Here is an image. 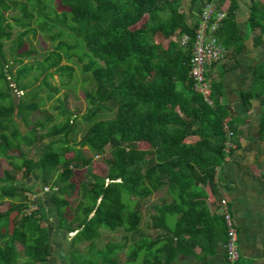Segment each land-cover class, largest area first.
<instances>
[{
	"label": "trees",
	"instance_id": "trees-1",
	"mask_svg": "<svg viewBox=\"0 0 264 264\" xmlns=\"http://www.w3.org/2000/svg\"><path fill=\"white\" fill-rule=\"evenodd\" d=\"M183 1L60 0L65 10L58 12L52 0H0V158L16 171L0 176V264H50L51 236L43 224L42 206L37 202L38 209L27 212L35 185L23 179L34 173L42 191L49 188L59 228L74 233L67 236L70 264H172L178 255L193 252L195 245L185 249V237L197 240L205 226L199 228L211 219L205 189L217 194V174L229 155V132L234 141L237 127L221 101L226 64L217 77L211 70L206 74L213 104L194 91L190 77L202 12L214 0H190L192 22L181 11ZM228 2L216 32L226 49L220 62L237 59L249 34L256 47L264 46V0L251 1L244 34L237 21V0H218L219 7ZM15 28L19 31L9 60L5 41L12 40ZM39 33L53 49L42 61L24 64V57L37 52L20 50L30 35ZM73 64L84 73L83 83H92L85 90L88 110L81 116L89 127L79 141L73 137L79 115L68 108L67 97H58L53 106L60 122L44 110L43 119H31L41 108L42 87L48 89L49 101L59 94L61 89L49 81L54 74L66 78L63 87L72 85ZM252 75L241 103L247 113L253 100L260 101L259 136L264 141V55ZM41 78L33 88L36 100H28V91L15 103L12 82L17 91H25ZM42 142L38 159L22 149ZM142 143L149 148L142 149ZM106 153L107 172L97 174L94 158ZM83 169L85 177L77 187L72 180L75 171ZM155 194L162 195L147 205ZM145 214L152 234L141 230ZM221 222L226 244L223 215ZM103 231L123 235L104 242Z\"/></svg>",
	"mask_w": 264,
	"mask_h": 264
},
{
	"label": "crops",
	"instance_id": "crops-1",
	"mask_svg": "<svg viewBox=\"0 0 264 264\" xmlns=\"http://www.w3.org/2000/svg\"><path fill=\"white\" fill-rule=\"evenodd\" d=\"M251 1L237 0V21L243 34L247 30ZM229 5L228 2L223 7L227 9ZM190 7L191 1L184 0L181 11H185L188 21L192 22ZM245 44L246 49L237 59L219 62L211 69L217 77L225 71L224 64L229 68L224 72L225 96L221 101L235 118L237 133L232 141L234 148L217 174V194H213L210 187L205 189L209 194L211 219L199 228L205 226L198 241L192 242L185 237L189 241L185 243V249L195 245L193 252L178 255L172 264H230L221 222L223 199L228 202L238 230L240 260L236 264H264V141L259 136L262 106L259 100H253L251 110L246 113L241 103V92L249 90L253 81L252 68L263 57H260V47L254 45L253 35L247 37ZM218 65L221 69L216 70ZM171 224L174 226V220ZM209 251L214 252L205 254Z\"/></svg>",
	"mask_w": 264,
	"mask_h": 264
},
{
	"label": "rangeland",
	"instance_id": "rangeland-1",
	"mask_svg": "<svg viewBox=\"0 0 264 264\" xmlns=\"http://www.w3.org/2000/svg\"><path fill=\"white\" fill-rule=\"evenodd\" d=\"M52 3L58 12H62L63 10H65V8L62 6L60 0H52ZM16 13L18 14L19 11H16ZM139 27H140V25L137 26V28H139ZM18 31H19V29L15 28L13 30L12 40H6L5 41V43H6L5 50H6V54H7V57L9 60H12V58H13V56H12L13 40L15 39ZM250 35L251 34H249V36ZM29 37H30V39L26 40V43H25L24 47L20 50V52H25V51H29L31 49H35V51L37 53L35 55L33 54L30 57H27V56L24 57L23 58L24 64L36 63V61H42L45 54L53 49L52 42L47 40L46 37L43 36L41 33H39L37 36L30 35ZM164 46H167V42H165ZM260 52H261L260 57L262 58L263 54H264V46L260 47ZM64 64H66V61H64L62 63V65H64ZM73 66L75 68V74H74L75 77L73 79V82L71 83L72 84L71 86L63 87L62 82H63V80H66V78L63 79L58 74H54V76L49 79V81L51 82V84L54 87H59L61 89L59 94L55 96L54 100H52V101L48 100L49 91L46 87H42L41 90L38 91L40 94L39 96L41 97L40 99H42V101L40 100V103L42 105H41L40 110L34 112L31 115V119L32 120L43 119L44 115H43L42 111L44 110V111H48L49 113H51V115L54 116L55 123L60 122L61 118H59V116H57V114H59V113H58V111L53 109V106L55 104H57L56 99L58 97L62 100L65 99V97H67L66 99L68 102V108L75 111L79 115L77 133H76V135H73V137L77 141H79L89 127V125L82 120L81 116L87 113L88 102L86 100L85 90H90L92 88V83H88V84L83 83L84 77H85L84 73L80 69L79 65L73 64ZM18 68H19V65L17 64L13 68V71L15 72ZM211 69H212V67L210 68V70ZM215 69L216 70L221 69L220 65L215 66ZM212 73L214 75V72H212ZM33 74H34V72H33ZM31 79H32V77L29 76L26 81L28 82ZM42 79L43 78H41L37 82H34V84L31 85L32 87L28 88L25 91H17V89L15 88L16 87L15 83L11 81L12 86L14 87L12 97H13L15 103H18V101L20 99H24L23 95L26 94L28 91H29L28 92V94H29L28 100H36L37 99L35 96L36 92L33 91V88L38 87L41 84ZM15 120L18 122V125L21 128V130L23 132H26L27 128L25 127V125L22 123V121L20 120V118L17 115L15 116ZM190 141H192V140H190ZM44 145H45V142H42V143L36 144L32 148H27V147L23 146L22 149L25 152V154L30 155L35 159H38L42 155ZM140 147L142 149L146 150L149 148V145H147L146 143H142ZM85 151L87 152L88 155H91L87 149H85ZM67 156L71 157L72 154H67ZM108 157H109V153H106L102 157H95L94 158L93 170L95 171V173L100 174V175L106 174L107 165L103 159L108 158ZM6 170L11 171L12 173H16V171L13 169V165L11 162H8L7 160L0 158V176H2L3 172ZM85 172H86L85 169L75 171V175H74V178L72 181L76 184L77 187H79L81 181L84 180ZM23 180L29 185H35L34 186L35 194L30 195V202H31L30 207L33 208L34 206H37L38 203H39V205L42 206V213H43V218H44L43 224H44V226H46L48 228L49 234L51 236L52 256L50 257V264H70L67 260V256L69 254V249H70L69 248V242H68L69 240H68L67 236L71 237L74 235V233L66 234L64 231H62L59 228L57 217L55 214V208L53 207V204H52L51 199H50V194H49V192H47L45 190L42 191V188L38 185L39 184L38 174L34 173V175L30 179L24 178ZM159 195L161 196L162 194L153 195L150 198V200L147 202V205L149 203L156 202ZM74 198H76V195L73 198H71V201H74ZM5 208H6V206H3V209H5ZM15 217H16V213H13V215L11 216V225H10L11 230L13 229V223L12 222L14 221ZM149 224H150V218L147 214H145L143 217L142 224H141V230L144 232H149L152 234L153 232L148 227ZM122 235H123L122 231L117 232V233H112L109 231H103L104 242L108 241L109 239L119 240ZM124 260H125V256L122 257L121 261H124Z\"/></svg>",
	"mask_w": 264,
	"mask_h": 264
},
{
	"label": "built area",
	"instance_id": "built-area-1",
	"mask_svg": "<svg viewBox=\"0 0 264 264\" xmlns=\"http://www.w3.org/2000/svg\"><path fill=\"white\" fill-rule=\"evenodd\" d=\"M226 17V9L219 7L218 0L207 3L202 12V22L197 31L193 56L191 59L190 77L193 81V89L196 93L204 96L209 104H213L211 96V83L207 79L206 74L210 68L219 63L226 54V49L218 43L216 32L222 21ZM234 134L229 132V139L226 143V151L230 153L231 148H234L232 139ZM49 191V188H45ZM222 215L225 220L227 229V243L225 244L227 260L230 264H236L240 260L239 250V235L236 224L228 209V202L226 199L221 201ZM38 207H31L27 212L37 210Z\"/></svg>",
	"mask_w": 264,
	"mask_h": 264
}]
</instances>
